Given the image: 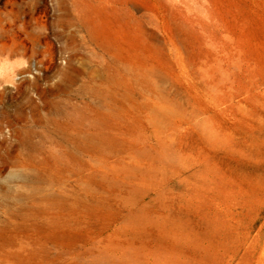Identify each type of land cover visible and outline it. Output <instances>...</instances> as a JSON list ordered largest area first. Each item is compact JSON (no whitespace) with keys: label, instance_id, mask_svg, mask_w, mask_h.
<instances>
[{"label":"rangeland","instance_id":"rangeland-1","mask_svg":"<svg viewBox=\"0 0 264 264\" xmlns=\"http://www.w3.org/2000/svg\"><path fill=\"white\" fill-rule=\"evenodd\" d=\"M0 264H264V0H0Z\"/></svg>","mask_w":264,"mask_h":264}]
</instances>
